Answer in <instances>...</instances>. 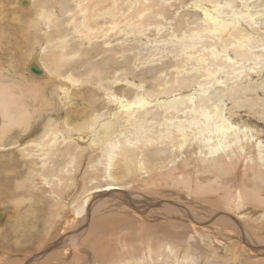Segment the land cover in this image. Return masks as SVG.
<instances>
[{
    "label": "rangeland",
    "instance_id": "374dc122",
    "mask_svg": "<svg viewBox=\"0 0 264 264\" xmlns=\"http://www.w3.org/2000/svg\"><path fill=\"white\" fill-rule=\"evenodd\" d=\"M22 1L0 0V85L15 82L17 90L26 88L30 93L31 86L38 84L40 88L35 89L38 92H33L24 102L30 108L40 105V110L36 112L40 117L34 121L30 120L26 131H22L24 125L18 127L20 131L17 127H14V132L10 129V132L6 133L8 136L5 135L4 138L6 146L0 145V212L3 214L0 223V264H135L137 259V264H264V221L259 220V216L264 214V60H258V55L261 58L264 56V0H163L164 3L160 0L157 1L161 3L158 9L151 8L149 14L143 12L146 25L145 30L139 32L129 26L124 28V32H120L119 25L106 32V22L115 21L116 18L110 14L97 19L100 32L94 33L92 40H86L77 33L73 34L75 39H70L71 47L67 48L68 55L64 62L68 72L72 71L73 76L81 81L73 85L68 84L66 91L70 94L63 99L65 103L59 99L62 89L59 84L62 83L56 80L57 76L51 75L54 70L49 68L50 72L47 70L49 73L46 77L37 74L31 76L34 74L29 70L32 60L28 52L38 57L37 62L41 66L39 58H47L49 49L45 47V52L40 55L38 53L44 46L46 37L54 30L49 28V32L44 34L45 31L35 23L34 12L38 9V3L29 0L25 4ZM63 1L61 0L67 4L66 7L71 6L73 9L72 2ZM126 2L129 3L130 0ZM55 5V12L61 18L63 14L59 12L60 5ZM132 8L130 10L134 13L135 8ZM246 8L253 16L248 20L249 23L245 22L244 16L241 15L239 18L243 19L242 24L228 27L223 35L210 33L212 30L209 28L206 30V23L202 19L204 11L212 9L213 13L225 19L228 16L237 18ZM64 16L61 18L63 24L68 18L67 15ZM72 17H75V13ZM77 17L82 19L85 13L82 12ZM66 26L63 27L66 30L68 28L67 32H70L69 24ZM245 29L249 30L256 40L249 43V46H243V51H236L239 45L232 43L233 37L237 31L245 34ZM81 41L84 43L81 44ZM243 52H250L252 56L256 54L258 59L254 60L246 54V60H239ZM233 60L240 63L235 65ZM206 73L211 75L206 78ZM35 78L39 82L35 81ZM63 81L65 83L66 80ZM47 82L49 84H46ZM19 85H22V88L18 89ZM159 91L161 94L157 93ZM138 96L139 99L145 100L141 106L132 105L135 111L127 114L117 109L122 104H129ZM121 99L123 103H120ZM48 102L50 104H47ZM166 102L171 104L166 105ZM168 106L171 107V112ZM213 106L219 109L222 107L221 112L211 111ZM172 107L181 111L175 113V108ZM222 111L226 114H222ZM202 113L209 114L208 117L216 122L225 120L231 123V129L225 130V136H229L227 142L230 147L223 151L224 154L222 151L208 154L207 142L202 139V134L197 133V129H194V133L190 127L187 128L189 139L181 148H176L181 141L178 136L180 132L176 128L184 124L185 127L188 126L189 118V126L192 127L190 124L193 123L190 122L193 116H199L201 122H206ZM50 118L58 123L59 129H65L67 121L70 125L81 127L79 130H83L85 134L90 132L87 124L92 119L97 118L98 122L110 121L113 126L111 138L122 140V137H125L126 153L129 151L131 155L136 154V157L131 156L136 159L133 160L135 162L122 158L123 163L119 156L111 163L107 157L110 153L106 144L108 140L104 144L92 143L87 142L85 136L75 170H67V174H56L52 168L55 166L54 162L57 163L56 170L60 169L66 159L61 152L70 149L62 147L60 152L53 147V152L47 158L36 148H32V151L36 152L32 155L24 153L23 156L22 150L29 141L42 136L45 123ZM142 118H148V121L141 122ZM129 122L131 125L141 123L145 130L151 126L148 133L154 140L147 145V149L142 150L141 144L134 141V127L129 126ZM200 124L198 122L193 125L198 127ZM81 131L79 133H82ZM171 131L174 132L172 135ZM72 132L66 129L67 135L73 138L78 131ZM23 135L25 137H22ZM165 135L169 137L166 136L165 139ZM199 135L201 142L197 139ZM15 137L21 139V142L17 144L16 140L19 139ZM171 140L174 142L173 146ZM68 142H71V139H68ZM127 142L133 145L134 149L132 146L129 148ZM73 145L78 147L75 142ZM129 153L127 155L130 156ZM138 156L142 160L138 159ZM136 161H144L145 166H142L143 169L141 167L139 172L138 166L135 165L132 167L135 172L130 171L129 174L126 170L138 163ZM127 163L128 166L125 167ZM143 170L147 171L149 176ZM40 172H43L45 177L53 175L52 177L62 176L66 179L65 184L61 181V185L64 184L61 192L63 209L60 208L61 203L57 204L52 185L43 181ZM195 179L201 181H198V186H203L200 193L193 188ZM186 181H189L188 187ZM209 181L212 186L208 185ZM155 183H158V186ZM59 187L58 183L56 188ZM143 187L146 189L145 194L150 191L149 196L143 194ZM153 187L158 188L157 191ZM190 188L192 191L188 195ZM224 189L232 192L233 196L237 195L239 208L242 209L241 219L233 210L225 207ZM85 193L91 194V200L89 199L85 209L88 213L84 211L82 216L67 222V218L72 219V206L81 204L83 196L87 195ZM131 195L139 197L132 198ZM174 199L180 203L177 204ZM248 211H251L250 215L244 216ZM232 227L239 232L245 229L250 235L243 230V237L242 233L238 236ZM165 228L169 230V236L165 234ZM222 229L224 236L221 235ZM213 232L218 234V237L212 235ZM159 235L166 236V239H160ZM220 235L223 238H220ZM255 238L259 240L256 241ZM147 240L154 244L163 241L160 253L156 252L158 247L153 249L152 254L146 252ZM171 248L177 251L173 253ZM134 258L137 259L134 261Z\"/></svg>",
    "mask_w": 264,
    "mask_h": 264
},
{
    "label": "bare ground",
    "instance_id": "6f19581e",
    "mask_svg": "<svg viewBox=\"0 0 264 264\" xmlns=\"http://www.w3.org/2000/svg\"><path fill=\"white\" fill-rule=\"evenodd\" d=\"M5 1V0H4ZM9 1V0H8ZM28 1L29 0H23L22 1V3H28ZM63 1V0H62ZM69 3L70 2H72L73 3V9H72V7L71 6H68V7H66V5L67 4H65V3H63V2H61V0H31L30 2H37L38 3V9L34 12L35 13V16L34 17H36V21H35V23L36 24H39V26H40V29L41 30H44L45 32H44V34L45 33H47V32H49L48 31V29L50 28H52V30H54V32H52L50 35H49V37H46L47 39H45L44 40V46L40 49V51H39V55L40 54H42L43 52H45V47L47 48V49H49V55H48V57L47 58H41L42 59V61H41V59L39 58V61H40V63H41V66L43 67H41L40 66V64H39V62H37V60H38V57H36V56H34L33 54H30V52H28L29 53V58L32 60L31 62H35L36 64H38L39 65V67H40V69L42 70V74H40L39 76L40 77H44V75H45V77L47 76V73H49L50 72V69L49 68H51V70H54V71H52L53 73L51 74V75H53V76H57V78H56V80L57 81H59V83L61 82L62 84H59V86H61L62 87V89H61V93H60V100L63 102V103H65V101L63 100L64 98L66 99L67 97H68V95L70 94H68L67 93V91H66V88L68 87V84L69 83H71L72 85L73 84H76V83H80V81L81 80H78L76 77H74L73 76V73H72V71L70 72H68V70L66 69V67H67V64L64 62V60H65V58H66V56L68 55V53H67V48L70 46V44L69 43H71V41H70V39L71 38H74L73 37V34L75 33H77V34H79L80 36H83V38L84 39H88V40H92V38H94V33H99L100 32V28H99V24H98V22H97V19H101L103 16H110V14L114 17V18H116L115 19V21H112V20H110V21H112V22H106V24H108L107 25V27L105 28V31L106 32H108L109 30H111L114 26H117V27H119L120 26V32H124L123 30H124V28H127L128 26L133 30H135V31H140V30H145L144 29V26L146 25L145 24V22H144V19L146 20V18H143L144 17V15H143V12L145 11V12H147L148 13V11L151 9V8H153V7H160V5H161V3L160 2H157V1H160V0H130V2L128 3V2H126L127 0H67ZM162 2H163V0H161ZM19 2V1H18ZM165 2V1H164ZM163 2V3H164ZM1 3V2H0ZM13 3V2H12ZM56 3H58L59 5H60V11L59 12H61V15L63 14V18L65 17L64 15H67L68 16V18H67V20H66V22L63 24V21L61 20V18L59 17V15H57V13L55 12V9H54V7L56 6L55 4ZM70 5V4H69ZM196 5H198V4H195V6ZM132 6L135 8L134 9V13H132L131 12V10L133 9L132 8ZM49 7H50V9H49ZM57 7H59V6H57ZM71 7V8H70ZM194 7V6H193ZM23 8H25V7H23ZM22 8V9H23ZM130 8H132L131 10H130ZM188 8H189V6H188ZM158 9V8H157ZM205 9H207V8H205ZM251 9V8H250ZM25 10V9H24ZM155 10V9H154ZM20 11H21V9H20ZM243 12H240V16H238L237 18H233L232 16H228L227 18H225V19H223V17L222 16H219V15H216L215 13H213V10L212 9H209V10H206V11H204L203 12V22H205L206 24H205V27H206V30H208L207 28H209V29H211L212 31H209L210 33L211 32H214V34L216 35H218V36H220V35H223V34H225V29H227L228 27H234L235 26V24H237V25H241L242 24V22H241V20H243V19H240L241 18V15L242 16H244V21L245 22H248V20L249 19H251V17H253V16H251V14L249 13V9L248 8H246V9H244V10H242ZM82 12H84L85 13V17L84 18H82V19H79L78 17H77V15H79L80 13H82ZM73 13H75V17H72L71 18V16H72V14ZM131 13V14H130ZM153 13V12H152ZM145 14V13H144ZM149 14V13H148ZM154 14V13H153ZM159 14V13H158ZM60 15V16H61ZM82 15H84V14H82ZM240 17V18H239ZM107 18V17H106ZM111 18V17H110ZM150 18V17H149ZM35 19V18H34ZM112 19V18H111ZM33 20V19H32ZM0 21H1V19H0ZM34 21V20H33ZM32 21V22H33ZM107 21H109V19L107 20ZM253 22V21H252ZM147 23V22H146ZM249 23V22H248ZM25 24V23H24ZM45 24H46V26H45ZM69 24V30H70V32H67V30H68V28H67V30L63 27V26H65V27H67L66 25H68ZM29 25V24H28ZM119 25V26H118ZM117 27H115V28H117ZM201 27H203V26H201ZM241 27V26H240ZM253 27V26H252ZM24 28V27H23ZM26 28V27H25ZM24 28V29H25ZM93 28H95V30L93 29ZM49 29V30H50ZM202 29V28H201ZM205 29V28H204ZM243 29L241 28V31H242ZM241 31H237V33H236V35L233 37V41H232V43L233 44H237V45H239V47L238 48H236V51H243V46H249L250 44L249 43H253L256 39H255V36L254 35H252L251 33H249L248 31H246V29H245V31H243V32H245V34H240V32ZM51 32V31H50ZM115 32V31H114ZM119 32V33H120ZM227 32V31H226ZM53 33H54V35H53ZM228 33V32H227ZM106 34V33H105ZM114 34V33H113ZM192 34V33H191ZM252 35V36H251ZM44 38H45V36H44ZM41 39V38H40ZM75 39V38H74ZM37 40V39H36ZM72 40V39H71ZM80 40V39H79ZM253 41V42H252ZM82 42V41H81ZM88 42V41H87ZM84 42H82L81 44H83ZM90 43V41L88 42V44ZM107 43V42H106ZM87 45V44H86ZM99 45V44H98ZM82 46V45H81ZM101 46V45H100ZM15 47V46H14ZM71 47V46H70ZM103 48V47H102ZM108 48V47H107ZM252 48H253V46H252ZM251 48V49H252ZM71 49V48H70ZM29 50V49H28ZM87 50V49H86ZM92 50V49H91ZM112 50V49H111ZM246 50H250V49H246ZM74 51H78V50H74ZM235 51V50H234ZM118 52V51H117ZM82 53V52H81ZM89 53H90V51H89ZM244 53V52H243ZM240 54V57L241 58H239V60H246V58H245V55L246 54H249V56H251L252 57V59L254 58V60H257L258 59V57H260L258 60H260V61H263L264 60V56L261 58V56H259L258 55V57H256L255 55L254 56H252L251 54H250V52L248 53H244V54ZM46 54V53H45ZM87 54V53H86ZM92 54V53H91ZM113 54H115V53H113ZM37 55V54H36ZM75 55V53L72 55V57ZM96 55V54H95ZM27 57V56H26ZM40 57V56H39ZM63 59V61L61 62V60ZM93 59V58H92ZM20 60V59H19ZM196 60V59H195ZM18 61V60H17ZM93 62V61H92ZM255 62H257V61H255ZM19 63V62H18ZM23 63V62H22ZM233 63L236 65V64H238V63H240V62H238V61H236V60H233ZM90 64V63H89ZM120 64H121V62H120ZM197 64V63H196ZM200 65V64H199ZM28 66V65H27ZM97 66V65H96ZM256 66V65H255ZM262 66H263V63H262ZM21 67V66H20ZM90 67V66H89ZM64 68H65V70H64ZM92 68H93V66H92ZM91 68V69H92ZM257 68V67H256ZM94 69V68H93ZM16 70V69H15ZM47 70H49V72L47 71ZM114 70V69H113ZM19 71V70H18ZM67 71V72H66ZM115 71V70H114ZM114 71H113V73H114ZM118 71V70H117ZM61 72V73H60ZM64 72V73H63ZM205 72V71H204ZM209 72V71H208ZM31 74H34V73H32V72H30ZM93 73V72H92ZM116 73V72H115ZM118 73V72H117ZM118 75V74H117ZM116 75V76H117ZM211 74H208V73H206V78H208L209 76H210ZM20 76V75H19ZM31 76H36V74H34V75H31ZM105 76V75H104ZM115 76V77H116ZM205 76V75H204ZM213 76V75H212ZM211 76V77H212ZM108 77V76H107ZM106 77V78H107ZM112 77V76H111ZM28 78H30V77H28ZM52 78V77H51ZM55 78V77H54ZM31 79V78H30ZM48 79V78H47ZM63 79H65L66 81H65V83H64V81H63ZM104 79V78H103ZM15 80V79H14ZM33 80V79H32ZM35 81H37V82H39L36 78L34 79ZM49 80V79H48ZM55 80V81H56ZM85 80V79H84ZM119 80V79H118ZM12 81V80H11ZM16 81V80H15ZM50 81H51V79H50ZM53 81V80H52ZM51 81V82H52ZM63 81V82H62ZM36 82V83H37ZM51 82H50V84H51ZM97 82V81H96ZM184 82V81H183ZM34 83V82H33ZM36 83H34V84H36ZM43 83V82H42ZM45 83V82H44ZM92 83V82H91ZM208 83H209V81H208ZM19 84V83H18ZM31 84V83H30ZM46 84H49L48 82L46 83ZM52 84L54 85V83L52 82ZM110 84V83H109ZM16 84H15V82L13 83H9V85H0V114H1V116H0V145L1 146H6V144H4V142H5V140L6 139H4L5 138V135H6V133L8 132H10V129H12L13 130V132H14V127H17V130H19L18 129V127L20 126V125H24V128L22 129V131H26L27 130V125L29 124V122H30V120H32V121H34V119L36 118V119H38L39 117H40V115L38 114V113H36L37 111H39L40 109V105L38 106V107H29L24 101V99H26L27 98V100H28V97L33 93V92H38L37 90H35V89H37V88H40V87H38V84L37 85H35V86H31L32 87V91L30 92V93H28L30 90H28V89H24V90H17L16 89V86H15ZM41 85V84H40ZM57 85V84H56ZM65 85V86H64ZM94 85V84H93ZM97 85V84H96ZM100 85V84H99ZM26 86V85H25ZM71 86V85H70ZM81 86V85H80ZM80 86L78 87V88H80ZM263 86V85H262ZM43 87L45 88L46 86L45 85H43ZM53 87V86H52ZM264 87V86H263ZM20 88H22V85H19L18 86V89H20ZM42 88V87H41ZM78 88H76V89H78ZM82 88V87H81ZM80 88V89H81ZM100 88V87H99ZM69 89V88H68ZM71 89V88H70ZM60 90V89H59ZM100 90V89H99ZM45 91H46V89H45ZM106 91V90H105ZM108 92V91H107ZM106 92V94H108ZM157 93H160L161 94V92L159 91V92H157ZM156 93V94H157ZM71 96V95H70ZM55 97V96H54ZM56 98V97H55ZM70 98V97H69ZM140 97L138 96V97H136L133 101H131V102H129V104H122L119 108H117V109H119V111H121V110H123V113H131V112H133V111H135V109H132V105H136V106H141L142 105V102L145 100V99H139ZM157 98V97H156ZM175 98V97H174ZM70 100V99H69ZM110 100V99H109ZM112 100V99H111ZM166 101V100H165ZM67 102V101H66ZM114 102V101H113ZM124 101H123V99H121L120 100V103H123ZM192 102V101H191ZM29 103H31V102H29ZM35 103V102H34ZM32 104V103H31ZM30 104V105H31ZM47 104H50V102H48ZM68 104V103H67ZM116 104H118V101H117V103ZM162 104H164V103H162ZM166 105H170L171 103L170 102H166L165 103ZM33 106V105H32ZM46 106V105H45ZM44 106V107H45ZM165 106V105H164ZM47 107V106H46ZM116 107H117V105H116ZM169 107V106H168ZM176 107V106H175ZM175 107H172V108H175ZM48 108V107H47ZM222 108V107H221ZM221 108L219 109L217 106H213L212 107V110L211 111H216V110H220V112H221ZM68 109V108H67ZM163 109H164V107H163ZM168 109H170L169 111L171 112V107H169ZM76 110V109H75ZM225 110V109H224ZM47 111V110H46ZM177 111H181L180 109H176L175 108V113L177 112ZM165 112H167L168 113V111H167V109H165ZM188 112H190L189 110H188ZM191 112H192V110H191ZM216 113V112H215ZM223 113H225L226 114V112H223L222 111V114ZM49 114H50V112H49ZM113 114V113H112ZM220 114V113H219ZM202 118H205L206 119V122H201L200 120H199V116H193V119L191 120L192 122H190V123H193V124H196V123H201L200 124V126H196V125H193V124H190V125H192V127L191 126H189V119H188V126L186 125V127L183 125V126H178L176 129H177V131H179L180 133L178 134V136L179 137H181V141L180 142H178V144H177V147L176 148H181V146L183 145V143L186 141V140H188L189 139V134H188V132H187V128L188 127H190V130H194V129H197V133H201L200 135L202 136V139L205 141V142H207V152H208V154H213V153H217L218 151H224L225 152V150L228 148V147H230L229 146V144L230 143H228L227 142V137H229V136H225V130H227V129H231V123H227L225 120L223 121V120H217V122L216 121H214L213 119L211 120V118H209L208 116H210L209 114L207 115L206 113H202ZM212 115V114H211ZM222 116V115H221ZM220 116V117H221ZM137 117V116H136ZM219 117V118H220ZM228 117V116H227ZM130 118H132L131 117V115H130ZM129 118V119H130ZM192 118V117H191ZM212 118H213V116H212ZM223 117H221V119H222ZM67 119H68V117H67ZM135 119V118H134ZM150 119V118H149ZM176 119V118H175ZM130 120H132V119H130ZM152 120V119H151ZM166 120H168L167 118H166ZM124 121V120H123ZM126 121H128V119L126 120ZM126 121H124V122H126ZM139 121V120H138ZM140 121L141 122H144V123H146L147 121H148V118H142V119H140ZM171 121V120H170ZM232 121H233V119H232ZM117 122H119V121H117ZM133 122H135V121H133ZM174 122V121H173ZM130 123V122H129ZM136 123V122H135ZM135 123H132V125H131V123L130 124H128L129 126L131 125V127L133 126L134 128H132V129H134L133 131H132V135L134 136V141H136V142H138L139 144H141V149L142 150H144L145 148L147 149L148 147H147V145H149L150 143H152V141L154 140L153 139V137L148 133L149 132V130H150V127L147 129V130H145L143 127L144 126H142V124L140 123V124H135ZM239 123V122H238ZM121 124V123H120ZM240 124V123H239ZM122 125V124H121ZM125 125V124H124ZM164 125V124H163ZM174 125V124H173ZM65 129H59V125H58V123L56 124V122L54 121V119H48V121H47V123H45V126H44V129H43V132H42V136L39 138L38 136H37V139H35V140H31V141H29L28 143H27V146L26 147H24L22 150H23V156H24V153L26 154V155H32V154H34V153H36V152H33L32 150V148H36L37 150H40V152H42L43 153V156H45V158H47L48 157V155H50L52 152H53V150H52V148L53 147H56V149L58 150V151H60L61 152V148L62 147H65L66 149H70L69 151H63V152H61V155L62 156H66V159H65V162L63 163V164H61L60 166L61 167H59L60 169H58V170H56V165H57V163H55L54 162V164H53V166L54 167H52L53 168V170H55V173L56 174H63L64 172H66L67 170L68 171H73V170H75V163H76V161H77V158H79V152L83 149V147H82V140H84V138H85V136L87 137V142H92V143H105L107 140V142H106V144L108 145V148H110V153H109V155H107V157H108V160L111 162L114 158H119V156H120V159L119 160H121V162H123V160H122V158H124L126 161H129V162H131L130 160H134V159H132L136 154H132L133 155V157L131 158V154L129 153V151H128V153L130 154V156L129 155H127L128 153H126V150H125V147L126 146H124L125 145V142L127 141V139L125 138V137H122V140H115V139H113V138H111V135L113 134V132H112V128L111 127H113L112 125H110V121H103V122H98L97 121V118H94V120L92 119L88 124H87V128L88 129H90V132H88V133H84L83 132V130L81 131V130H79L81 127H79V126H73V125H70L69 124V122H67V121H65ZM126 126V125H125ZM170 126V125H169ZM242 126V125H241ZM254 126V125H253ZM166 127H168V125H166ZM238 127V126H237ZM252 127V126H251ZM254 127H256V126H254ZM129 128V127H128ZM66 129L67 130H69V131H73V130H75V131H78L77 133H76V135H75V137H71V136H68L67 135V133H66ZM131 129V128H130ZM252 129H253V127H252ZM258 129V128H257ZM125 130H127V128L125 129ZM129 130V129H128ZM20 131V130H19ZM18 131V132H19ZM79 131H81L82 133H79ZM88 131V130H87ZM258 131V130H257ZM129 132H131V130L129 131ZM234 132V131H233ZM259 132V131H258ZM27 133V132H26ZM73 133V132H72ZM174 132H170V135H172ZM193 133V132H192ZM194 133H195V130H194ZM229 133V132H228ZM29 134H30V132H29ZM118 135H120V132H118L117 133ZM125 134V133H124ZM191 134V133H190ZM28 135V134H27ZM26 135V136H27ZM127 136H128V133L126 134ZM194 135V134H193ZM200 135H199V137L197 138L198 140H199V138H200ZM229 135V134H228ZM6 136H8V135H6ZM166 136H168V135H165V139H166ZM18 137V136H17ZM17 137H15V138H17ZM22 137H25L24 135L22 136ZM169 137V136H168ZM170 137H172V136H170ZM173 137H175V134L173 135ZM173 137H172V140H173ZM191 137V136H190ZM14 138V139H15ZM130 138V137H129ZM132 138V137H131ZM194 138V137H193ZM17 139H19V138H17ZM68 139H71V142H68ZM191 139H192V137H191ZM196 139V140H197ZM228 139H230V138H228ZM12 140V139H11ZM131 140H133V139H131ZM167 140H168V138H167ZM172 140L170 141V143L172 142ZM179 140V139H178ZM177 140V141H178ZM197 140V141H198ZM201 140V139H200ZM199 140V141H200ZM128 141H129V139H128ZM198 141V142H199ZM203 141V142H204ZM16 142H17V144H18V142H21V139H19V140H16ZM75 142V144H77V146L78 147H74V145H73V143ZM201 142V141H200ZM202 142V143H203ZM128 143V147L130 146H132V148L134 147L133 145H131V144H133V143H131V141H130V145H129V142H127ZM137 143V144H138ZM173 143L174 142H172V146H173ZM213 143V144H212ZM14 144H15V142H14ZM85 144V143H84ZM13 146V145H12ZM27 147H30V149L29 148H27ZM129 147V148H130ZM139 147H140V145H139ZM139 147H137V149L139 148ZM107 148V147H106ZM128 148V149H129ZM131 148V151H133V149ZM24 150H25V152H24ZM130 150V149H129ZM139 150V149H138ZM137 150V151H138ZM168 150V149H167ZM57 151V152H58ZM135 151H136V149H135ZM55 152V151H54ZM134 152V151H133ZM169 152V151H168ZM224 152H223V154H224ZM102 153V152H101ZM132 153V152H131ZM135 153V152H134ZM139 153V152H138ZM55 154V153H54ZM57 155V154H56ZM103 155H105V154H103ZM142 155V153H140V156ZM140 156H138L137 158L138 159H140V160H142L141 158H140ZM56 157V156H55ZM106 157V156H105ZM136 157V156H135ZM142 157V156H141ZM50 158V157H49ZM59 158V157H58ZM57 158V159H58ZM137 159V160H138ZM136 160V159H135ZM105 162V161H104ZM133 162H135V161H133ZM136 162H138V163H134V165H132V166H130L126 171L129 173L130 171L132 172L133 171V169H132V167H134L135 165L136 166H138V171L140 172V169H141V167L142 166H145V165H143L144 164V161H136ZM220 162V161H219ZM43 163V162H42ZM112 163V162H111ZM124 163V162H123ZM117 164V163H116ZM222 163H219V165H221ZM52 166V165H51ZM117 166V165H116ZM128 166V163H127V165L125 166V167H127ZM223 166V165H222ZM145 168V167H144ZM221 168V167H220ZM132 169V170H131ZM142 169H143V167H142ZM136 170V169H135ZM146 171V170H145ZM133 172H135V171H133ZM137 172V171H136ZM143 172H144V170H143ZM147 172V171H146ZM146 172H144V173H146ZM41 174H42V178H43V181L45 182V183H48L49 185H52V191L54 190V192H55V194H56V197H57V199H56V201H57V204H59V203H61V206H60V208L62 207V209L64 208V205H63V202H62V195H61V192H62V187H64L63 185L65 184V181H66V179H63L62 178V176H54V177H52L53 175H51L50 177H45L44 176V173L43 172H40ZM39 173V174H40ZM66 174H67V172H66ZM130 174V173H129ZM147 174V173H146ZM49 175V173L47 174V176ZM132 175V174H131ZM141 175H142V173H141ZM148 175V174H147ZM149 176V175H148ZM151 176V175H150ZM73 177V176H72ZM75 178V177H74ZM138 178H139V176H138ZM154 178V177H153ZM152 178V179H153ZM171 177H169V179H170ZM40 179V178H39ZM142 179V178H141ZM151 179V180H152ZM156 180H158L157 178H155ZM145 180V179H144ZM146 180H148V179H146ZM155 180V181H156ZM215 180H217V179H215ZM61 181H64V184L63 185H61ZM155 181H152V182H155ZM159 181V180H158ZM157 181V182H158ZM195 186L193 187V188H195L196 190L195 191H197V192H199V191H201V189H202V187L203 186H198L197 185V183L198 184H200L199 182H201V181H197L196 179H195ZM92 182V181H91ZM148 182V181H147ZM215 182V181H214ZM59 183V185H60V187L59 188H56V185ZM186 183V186L188 187L189 186V181H186L185 182ZM207 183H209L208 185H213V184H210V181L209 182H207ZM207 183H205V186H206V184ZM114 184V183H113ZM112 184V185H113ZM148 184V183H147ZM151 184H154V183H151ZM156 184V183H155ZM109 186H110V184H109ZM149 186V185H148ZM147 186V187H148ZM152 186H154L155 187V185H152ZM156 186H158V183L156 184ZM90 187V186H89ZM111 187V186H110ZM113 187V186H112ZM142 187V186H141ZM153 187V189H155ZM88 188V187H87ZM97 188V187H96ZM120 188V187H119ZM137 188V187H136ZM207 188V187H206ZM65 189H66V187H65ZM90 189V188H89ZM88 189V190H89ZM135 189V188H134ZM133 189V190H134ZM140 187H139V191H140ZM143 189H144V191L142 190V192H144L143 194H145V187H143ZM152 189V187L150 188V190ZM158 189V188H157ZM157 189H155L156 191H157ZM160 189V188H159ZM171 189V188H170ZM209 189H210V187H209ZM85 190H87V189H85ZM130 190V189H129ZM137 190V189H136ZM148 190V189H147ZM161 190V189H160ZM167 190V189H166ZM172 190H174V189H172ZM96 191V190H95ZM135 191V190H134ZM139 191H137V192H139ZM169 191V190H168ZM167 191V192H168ZM192 190H191V188H190V191L188 190L187 191V193H188V195H189V193L191 192ZM203 191V190H202ZM212 191V190H211ZM123 192V191H122ZM154 192V191H153ZM153 192H151V193H153ZM197 192H195V194L197 193ZM204 192V191H203ZM224 192L226 193L225 195V197L223 198L224 199V201H225V203L227 204H225V207L227 206V209L229 210H233L234 211V213H235V215L237 216V217H240V219H241V208H239V204H238V201H237V195L235 194L234 196L232 195V192H229V190H226V189H224ZM91 193H93V192H91ZM115 193V192H114ZM117 194L119 193V192H116ZM147 193V192H146ZM148 193H150V191H148ZM145 194V195H147V196H149L150 194ZM154 193H156V192H154ZM158 193V192H157ZM193 193H194V191H193ZM192 193V194H193ZM200 193V192H199ZM85 194H87V193H85ZM123 194V193H122ZM158 194H161V192L160 193H158ZM167 194V193H166ZM178 194V193H177ZM176 194V195H177ZM180 194H182V193H180ZM186 194V193H185ZM191 194V193H190ZM153 195H155V194H153ZM183 195V194H182ZM187 195V196H188ZM134 196V195H133ZM167 196V195H166ZM172 196H174V195H172ZM185 196V195H184ZM191 196V195H190ZM19 197H21V196H19ZM90 197H91V194H87V195H84L83 196V198H82V203L81 204H77V205H73L72 206V212H73V215L71 216L72 217V219H70V218H67L66 219V221L68 222L69 220L71 221V220H74L75 218H77V217H80V215L85 211V209L87 208V206H88V201H89V199H90ZM116 197V195L114 196V198ZM131 197H132V195H131ZM134 197H136V196H134ZM134 197H132V198H134ZM139 197V196H138ZM138 197H136V198H138ZM168 197H170V196H168ZM176 197V196H175ZM174 197V198H175ZM179 197V196H178ZM22 198V197H21ZM29 198V197H28ZM126 198V197H125ZM142 198V197H141ZM159 198V197H158ZM188 198V197H187ZM27 199V198H26ZM106 199V198H105ZM108 200H109V198H107ZM111 199V198H110ZM255 199H257V200H259V198H255ZM21 200H23V199H21ZM91 200V199H90ZM112 200V199H111ZM148 200V199H147ZM176 199H174V201H175ZM186 200V199H185ZM188 201H189V199H187ZM186 200V201H187ZM132 201V200H131ZM140 201V200H139ZM157 201V200H156ZM179 201H181V200H179ZM112 202V201H111ZM118 202V201H117ZM124 202H126V201H124ZM149 202V201H148ZM164 202V201H163ZM176 202V201H175ZM183 202V201H182ZM223 202V201H222ZM102 203V202H101ZM107 203H109V202H107ZM113 203V202H112ZM119 203V202H118ZM122 203H123V201H122ZM143 203H145V200H144V202ZM177 203V202H176ZM180 202H178L177 204H179ZM30 204V203H29ZM89 204H90V202H89ZM96 204V203H95ZM114 204V203H113ZM127 204V203H126ZM129 204V203H128ZM142 204V203H141ZM140 204V206H142ZM182 204V203H181ZM185 204V203H184ZM60 205V204H59ZM104 205H106V204H104ZM130 205V204H129ZM189 205V204H188ZM89 206H91V205H89ZM93 206V205H92ZM109 206V205H108ZM113 206V205H112ZM115 206V205H114ZM128 206V205H127ZM167 206V205H166ZM175 206V205H174ZM177 206V205H176ZM175 206V207H176ZM58 207V206H57ZM99 207V206H98ZM105 207V206H104ZM110 207V206H109ZM120 207V206H119ZM119 207L117 208V209H119ZM133 207V206H132ZM178 207V206H177ZM176 207V208H177ZM183 207H185V206H183ZM19 208H20V206H19ZM100 208V207H99ZM108 208V207H107ZM112 208V207H111ZM122 209H124L123 207H121ZM172 208V207H171ZM188 209H189V207H187ZM18 209V208H17ZM61 209V210H62ZM89 209V208H88ZM101 209V208H100ZM108 209H110V208H108ZM127 209V208H126ZM185 209V208H184ZM97 210V209H96ZM102 210V209H101ZM121 210V209H120ZM174 209H172V211H173ZM190 210V209H189ZM248 210V209H247ZM56 211V210H55ZM91 211V210H90ZM179 211V210H178ZM177 211V212H178ZM191 211V210H190ZM197 211H199V210H197ZM124 212V211H123ZM135 212V211H134ZM134 212H133V214H134ZM137 212V211H136ZM174 212V211H173ZM172 212V213H173ZM176 212V211H175ZM176 212V213H177ZM186 212L188 213V211L186 210ZM192 212H194V211H192ZM227 212V211H226ZM251 213V211H248V213L247 214H243L244 216H248V215H250V213ZM58 213H60V212H58ZM84 213H88V212H84ZM98 213V212H97ZM199 213V212H198ZM202 213H204V212H202ZM19 214V213H18ZM193 214H195V213H193ZM59 215V214H58ZM180 215V214H179ZM235 215H234V217H235ZM24 216V215H23ZM69 216V215H68ZM82 216V215H81ZM134 216V215H133ZM139 216V215H138ZM193 216V215H192ZM195 216V215H194ZM198 216V215H197ZM196 216V217H197ZM58 217V216H57ZM67 217V216H66ZM181 217V216H180ZM199 217H202V216H199ZM233 217V216H232ZM84 218V217H83ZM107 218V217H106ZM169 218H170V216H169ZM184 218V217H183ZM3 219V218H2ZM81 219V218H80ZM108 219V218H107ZM146 219V218H145ZM19 220V219H18ZM82 220V219H81ZM84 220V219H83ZM89 220V219H88ZM149 220H150V218H149ZM259 220L260 221H264V214H262L261 216H259ZM76 221V220H75ZM235 221V220H234ZM1 222H2V220H1ZM0 222V223H1ZM72 222V221H71ZM103 222V221H102ZM105 222V221H104ZM236 222V221H235ZM240 222H242V221H240ZM85 223V222H84ZM110 223V222H109ZM114 223V222H113ZM184 223V222H183ZM237 223V222H236ZM68 224H70V223H68ZM240 224V223H239ZM67 225V224H66ZM84 225V224H83ZM82 225V226H83ZM98 226V225H97ZM71 227V226H70ZM240 227V226H239ZM78 228V227H77ZM81 228V227H80ZM97 229H98V227H96ZM169 228V227H168ZM233 228V227H232ZM66 229H68V227H66ZM71 229V228H70ZM79 229V228H78ZM77 229V230H78ZM205 229V228H204ZM230 229V228H229ZM235 229V231H237L236 233H238V236H241V234L240 233H242V236L241 237H243V230H245V229H241L240 230V232L236 229V228H233L232 230H234ZM239 229V228H238ZM72 231V230H71ZM171 231V230H170ZM202 231V230H201ZM222 231H224V229H222L221 230V235L222 236H224V234H223V232ZM242 231V232H241ZM244 232H246V230L244 231ZM45 233H46V231H45ZM194 233V232H193ZM197 233V232H196ZM204 233V232H203ZM233 233V232H232ZM247 233V232H246ZM71 234H72V232H71ZM165 234L167 235V236H169V234H170V232H169V230L167 229V228H165ZM212 235L213 234H215V236H217L218 237V234H216V233H211ZM61 235H62V233H61ZM77 235V234H76ZM151 235V234H150ZM221 235H220V238H223V237H221ZM236 235V234H235ZM247 235H250V234H248L247 233ZM252 235V234H251ZM255 235V234H254ZM49 236V235H48ZM75 236V235H74ZM191 236V235H190ZM246 236V235H245ZM253 236V235H252ZM53 237V236H52ZM71 237V236H70ZM70 237H68V238H70ZM150 237V236H149ZM159 237H160V239L161 238H163V239H166L164 236H160L159 235ZM200 237V236H199ZM210 237V236H209ZM217 237H215V239H218ZM251 237V236H250ZM186 238V237H185ZM211 238V237H210ZM247 238V237H246ZM253 239H254V237H252ZM242 239H244V238H242ZM57 240V239H56ZM62 240V239H61ZM64 240V239H63ZM73 240V239H72ZM209 240H211V239H209ZM252 240V239H251ZM250 240V241H251ZM255 240L257 241V240H259L258 238L256 239L255 238ZM60 241V240H59ZM160 241V240H159ZM167 241V240H166ZM214 241V240H213ZM221 241V240H220ZM219 241V242H220ZM247 241H249V237H248V240ZM247 241H246V243H247ZM61 242V241H60ZM215 242V241H214ZM260 242V241H259ZM262 242V241H261ZM57 243H59V242H57ZM145 243V242H144ZM163 241H161L160 243L158 242V244H154V243H151L150 242V240H147V242H146V252H150L151 254L152 253H154L153 252V249L154 248H156V247H158V251H156L157 252V254L158 253H160L159 251H160V248H162L163 249ZM167 243V242H166ZM216 243H218V242H216ZM215 243V244H216ZM49 244V243H48ZM60 244V243H59ZM58 244V245H59ZM251 244V243H250ZM260 244H262V243H260ZM263 244H264V242H263ZM53 245V244H52ZM170 245V244H169ZM168 245V246H169ZM176 245V244H175ZM218 245V244H217ZM220 245V244H219ZM249 245V244H248ZM40 246V245H39ZM166 246H167V244H166ZM174 246V245H173ZM144 247V246H143ZM253 247V246H252ZM255 247H256V245H255ZM262 247H264V246H262ZM68 248V247H67ZM173 248V247H172ZM171 248V249H172ZM175 248V247H174ZM177 248V247H176ZM45 249V248H44ZM69 249V248H68ZM157 249V248H156ZM166 250H168V248H165ZM134 250V249H133ZM132 250V253L136 250H134L133 251ZM173 250V249H172ZM172 250L170 251L169 250V252H172ZM65 251V250H64ZM63 251V252H64ZM123 251V250H122ZM174 251H177L176 249L175 250H173V253H174ZM124 252V251H123ZM129 252V251H128ZM131 252V251H130ZM167 252V251H166ZM127 253V252H126ZM132 253H130L131 254V257H132ZM177 252H175V254H176ZM151 254H149V256L151 255ZM156 254V255H157ZM169 254V253H168ZM171 254V253H170ZM174 254V255H175ZM185 254V253H184ZM183 254V255H184ZM54 255V254H53ZM52 255V256H53ZM67 255H69L68 253H67ZM172 255V254H171ZM186 255V254H185ZM58 256V255H57ZM138 256V255H137ZM180 256V255H179ZM187 256V255H186ZM56 257V256H55ZM70 257V256H69ZM135 257V256H134ZM147 257V256H146ZM152 257V256H151ZM185 257V256H184ZM184 257H182V258H184ZM71 258V257H70ZM130 258V257H129ZM133 258V257H132ZM139 258V257H138ZM145 258V257H144ZM171 258V257H170ZM180 258H181V256H180ZM53 259V258H52ZM137 259V258H136ZM135 258H134V261L136 260ZM147 259V258H146ZM151 259V258H150ZM153 259V258H152ZM128 260V259H127ZM137 260H139V259H137ZM137 260H136V262H135V264H137ZM145 260V259H144ZM170 260H173V259H170ZM234 260H236V257H234ZM114 261V260H113ZM133 261V260H132ZM148 260H145V262H147ZM154 261V260H153ZM182 262H184L183 260H181ZM112 262V261H111ZM122 262V261H121ZM149 263H150V261H148ZM165 262H167V261H165ZM171 262V261H170ZM173 262V261H172ZM175 262V261H174ZM113 263H115L116 264V262H112L111 264H113ZM128 263V262H127ZM130 263V262H129ZM128 263V264H129ZM121 264H123V263H121ZM133 264V263H132ZM138 264H139V262H138ZM172 264V263H171ZM174 264V263H173Z\"/></svg>",
    "mask_w": 264,
    "mask_h": 264
},
{
    "label": "water",
    "instance_id": "95a60500",
    "mask_svg": "<svg viewBox=\"0 0 264 264\" xmlns=\"http://www.w3.org/2000/svg\"><path fill=\"white\" fill-rule=\"evenodd\" d=\"M29 70L30 72L37 74V75L42 74V70L40 69L39 65H37L35 62H31L29 64ZM2 218H3V214L0 212V222Z\"/></svg>",
    "mask_w": 264,
    "mask_h": 264
}]
</instances>
